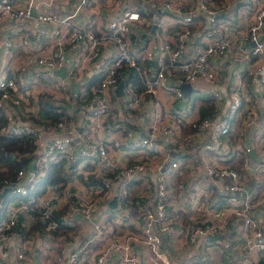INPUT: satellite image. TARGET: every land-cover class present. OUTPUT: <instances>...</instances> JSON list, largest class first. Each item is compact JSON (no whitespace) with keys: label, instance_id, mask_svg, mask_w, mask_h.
<instances>
[{"label":"built area","instance_id":"2783aa9c","mask_svg":"<svg viewBox=\"0 0 264 264\" xmlns=\"http://www.w3.org/2000/svg\"><path fill=\"white\" fill-rule=\"evenodd\" d=\"M98 1L0 0V134L29 142L1 147L0 264H175L174 250L198 254L184 264L214 254L264 264V0H238L232 13L225 0H139L112 17ZM229 56L245 64L229 72ZM199 79L219 112L188 116L183 133L182 103L198 98ZM159 88L176 101L166 116L159 99L145 103ZM238 114L258 141L231 142ZM188 144L204 179L182 177L196 170ZM58 163L60 177L46 180ZM77 214L83 225L67 232Z\"/></svg>","mask_w":264,"mask_h":264},{"label":"crops","instance_id":"0c3cea01","mask_svg":"<svg viewBox=\"0 0 264 264\" xmlns=\"http://www.w3.org/2000/svg\"><path fill=\"white\" fill-rule=\"evenodd\" d=\"M133 1V0H132ZM130 1V0H119V4L116 8L114 9H110L106 2L107 0H99L98 3L96 4L97 7L99 8V11L97 13H108V17H112L114 16V14L118 11L123 10L124 8L128 7V6H134L137 5L138 3H135V1ZM159 2H163L165 0H158ZM200 0H186V2L188 4H191L193 2L198 3ZM237 2L238 0H225V8H227L226 12H230L232 13L236 6H237ZM141 4H145V6L147 7V9L149 8L148 6V1H143ZM163 10V9H162ZM151 13H159V12H154L151 11ZM172 17V16H171ZM151 20V17L148 21ZM151 26L150 29L148 31V36H149V40L152 38V36H154V29L152 30V27L154 25V21L151 22ZM199 24H202V20H199ZM155 27V25H154ZM223 63L226 67V69L230 72L232 71L233 67L235 66H243L245 64V62H239L237 60H235L232 56L227 57L226 59H223ZM228 72V73H229ZM246 77V82L248 84V91L246 92V102L251 104L252 102H257V108H258V117L261 118L263 116V105L260 102V97H259V93L257 91V89H253L252 86L249 84V76L245 75ZM221 84V83H220ZM193 87V86H192ZM211 85L208 81L206 80H202L199 79L196 83H195V88H193V91L198 89V93H200V95H198L196 98V100L194 101L193 105H189L188 104V99L183 100L182 103V107L184 109V114L186 115L184 118H182L180 120L181 123V131L183 133L188 132L189 130L192 129L193 127V122L189 121L188 116L189 117H194L197 118L200 114L206 113V112H214L216 115H218V109L215 108V103H214V99L212 97H209L210 95H207L208 93H210L211 90ZM226 87L227 85L223 84L222 85V89H223V96L224 97V101L226 103V96H227V92H226ZM192 89V88H191ZM159 99L164 107V113L165 116L167 115V113L170 111V107L176 102L174 100V98L164 89L159 88L157 90L156 95H152V94H148L147 95V100H146V104H148L149 107L152 106L153 104V99ZM129 122H131L132 125L134 126H138L139 128H141V121L137 120L135 118H132L129 120ZM234 126L235 128L233 129V133H232V138L230 136V140L231 142H235L237 140H239V143L243 144V141H248V142H255L258 141V138L256 137V133L255 131H253L251 128H245L242 125L241 122V115L238 114L237 118L234 122ZM242 135L243 139L245 140H240L237 138L238 135ZM194 144H188V147H190L191 149H193ZM195 156L197 157V164H196V170L193 174H190V176H186L183 175L182 177L188 178L186 180L189 181H195L198 179H204L205 173L203 170V167L201 166L202 164L200 163V158H199V154L197 152V149H193ZM133 152H130L129 154H132ZM257 154L255 153L256 157ZM199 158V159H198ZM221 160H227V157L225 155V153H223ZM184 197L186 198V195H184ZM116 211V210H112L111 212ZM78 220H82L84 222V218L79 214L76 215V217H74V224H67L68 228L71 226H74L76 229L78 228V226H80V224L78 223ZM113 223H114V227L116 229L117 232H122L123 230L126 229L125 224L116 216L113 217L112 219ZM69 230V229H68ZM94 246H98V243H94ZM142 251H143V259H145L146 256H148V252L146 251V248L144 246H142ZM175 251V250H174ZM173 251V261L175 264H184L186 260H193V259H198L197 255L195 252H188V253H178V252H174ZM216 254L219 253L218 250L215 251ZM213 258H211L210 260H212ZM209 260V255H202V259L201 261H207ZM38 262V261H37ZM38 264V263H36ZM104 264H116V260L114 256H110L108 257V259L106 260V262ZM218 264V261H217Z\"/></svg>","mask_w":264,"mask_h":264},{"label":"trees","instance_id":"16d2710c","mask_svg":"<svg viewBox=\"0 0 264 264\" xmlns=\"http://www.w3.org/2000/svg\"><path fill=\"white\" fill-rule=\"evenodd\" d=\"M3 119L0 118V124L2 123ZM2 145H5L7 146V148H10V147H15V148H18V147H23L25 145H29V142H28V139L27 138H23V137H9L7 135H4V134H0V159L1 160H4V161H7L8 158L4 155V152L1 150L2 148ZM234 165L238 166V163H234ZM62 164L58 163V164H52L51 165V168H50V174H49V178L47 177L46 180H49V179H53V178H56V177H60V172L62 171ZM135 192V188H131L129 194H128V197L129 199L132 198L134 199V194ZM127 197V198H128ZM64 228H66L68 231L67 232H74L76 230V228L74 226H70L68 228V226H64Z\"/></svg>","mask_w":264,"mask_h":264},{"label":"water","instance_id":"95a60500","mask_svg":"<svg viewBox=\"0 0 264 264\" xmlns=\"http://www.w3.org/2000/svg\"><path fill=\"white\" fill-rule=\"evenodd\" d=\"M133 1H135V2H138L139 0H133ZM154 29V25H153V27H152V30ZM58 72H62L63 74H64V68H62V69H58L57 70ZM74 85V88L77 90V83H74L73 84ZM181 86L184 88V90H185V94H189L190 93V91H191V88H192V84H191V82H181ZM122 87H123V82H121L120 83V85H119V92H122ZM252 154H253V156H255V151L254 150H252ZM257 157V156H256ZM255 157V158H256ZM117 204V198L116 197H114L112 200H111V205L112 206H115ZM79 215V214H78ZM217 236H221V235H212V237L213 238H215V237H217Z\"/></svg>","mask_w":264,"mask_h":264},{"label":"rangeland","instance_id":"374dc122","mask_svg":"<svg viewBox=\"0 0 264 264\" xmlns=\"http://www.w3.org/2000/svg\"><path fill=\"white\" fill-rule=\"evenodd\" d=\"M93 9L96 11V12H98L99 11V8L97 7V5H95V6H93ZM50 134V133H49ZM48 134V132L46 133V135L48 136L49 135ZM105 217H107V213L105 212V213H103V215L101 216V219L103 220ZM78 223L80 224V226H82L83 225V221L82 220H78ZM112 223L110 222L107 226L109 227V228H111L112 227ZM62 229L64 230V228L62 227ZM219 257H216V255L214 254V258L212 259V264H217L216 263V260L218 259Z\"/></svg>","mask_w":264,"mask_h":264}]
</instances>
